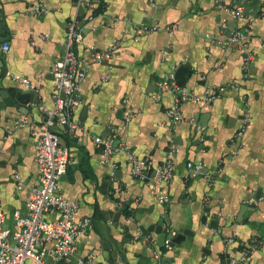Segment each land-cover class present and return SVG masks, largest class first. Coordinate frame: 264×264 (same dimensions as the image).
Here are the masks:
<instances>
[{
    "label": "crops",
    "instance_id": "0c3cea01",
    "mask_svg": "<svg viewBox=\"0 0 264 264\" xmlns=\"http://www.w3.org/2000/svg\"><path fill=\"white\" fill-rule=\"evenodd\" d=\"M39 4L47 13L31 14ZM76 14L73 0H0V210L11 228L15 211L26 214L30 188L38 181L33 125L55 106L51 71L65 53ZM83 17L79 54L90 58L115 40L123 45L109 62L92 63L82 83V104L73 119L83 132L65 139L71 161L60 187L91 226L78 237L74 260L56 264H77L79 258L91 264H220L263 236L264 0L249 2V19L230 21L234 30L252 19L249 77L242 70L244 52L223 45L219 22L227 14L216 0H102ZM135 25L162 30L144 32ZM173 71L177 84L197 95L213 87L226 90L210 103H185L183 121L173 125L167 115L173 94L155 97L156 83ZM8 73L29 79L36 89ZM16 93L25 94L26 106L10 100ZM246 114L249 125L234 141ZM22 119L29 124L17 127ZM112 127L120 129L131 153L155 165L165 162L176 143L173 180L148 184L132 175L127 153L108 157L95 139L108 137ZM189 163L200 168L195 178L187 179ZM159 196L167 200L161 203ZM46 217L53 221L58 215ZM161 221L177 234L186 231V240L161 247L154 229ZM141 229L152 231L144 236ZM234 233L236 242L228 246ZM159 251L162 260L155 258ZM247 264H264V242Z\"/></svg>",
    "mask_w": 264,
    "mask_h": 264
},
{
    "label": "built area",
    "instance_id": "2783aa9c",
    "mask_svg": "<svg viewBox=\"0 0 264 264\" xmlns=\"http://www.w3.org/2000/svg\"><path fill=\"white\" fill-rule=\"evenodd\" d=\"M251 0H234L230 4L226 0H216V4L227 14L219 22L221 35L224 37L225 47H234L244 52L243 73L249 77L254 61V55L249 51L251 41L252 19L247 26L231 30L230 21H239L248 18V7ZM77 14L69 23L67 39L64 43L65 53L55 63L51 75L54 80L53 99L55 106L47 109L39 124L33 125L32 135L37 139L36 160L38 165V181L30 188L29 199L26 204V214L17 210L13 213L14 227L8 226V217L0 210V264H53L72 262L77 253V239L85 234L91 226L90 218H79L80 204L67 199L60 187V180L69 171L71 152L68 146L61 144V139L74 138L83 128L74 121V110L82 104V83L87 78L88 68L92 63H107L120 50L123 45L121 40H115L106 51H95L90 58L78 52V45L83 41L82 20L85 9L92 11L95 6L101 5L102 0H73ZM31 14L40 16L47 10L40 4L30 9ZM90 19L92 17H89ZM134 29L144 32L162 30L158 26L135 25ZM173 31V27L166 28ZM48 38V35L43 37ZM10 45L6 44L2 50L7 52ZM15 82L25 85L28 89H36L31 81L25 77L8 73ZM157 94L160 99L166 92L173 94V103L168 108L167 115L171 124L176 125L183 121L182 106L185 103H210L220 98L225 92L224 87L207 89L204 95H197L188 88L176 82L175 72H171L156 83ZM132 115L126 117L129 122ZM250 122L249 114L243 118V126L237 132L234 141L242 138ZM29 121L22 119L17 127H24ZM95 142L104 149L108 157L118 152H125L132 164V175L148 184L158 185L170 182L174 178V160L180 152L176 143L172 142L168 150L167 159L160 165H155L151 159H141L131 153L130 148L121 138V131L112 127L106 138L97 137ZM111 178H116L117 165L112 164ZM187 179L195 178L200 173V168L193 163L188 164ZM17 179L20 181V178ZM213 177V176H212ZM210 176V178H212ZM21 188V186H19ZM159 202L164 203L166 196H159ZM56 213V220H48L47 215ZM166 239L164 247L171 248L172 240L169 236H177L168 223L163 226ZM237 235L226 239V244L236 242ZM264 235L251 238L244 244L238 254L227 256L220 264H247L252 255L261 247ZM155 258L162 260L164 254L159 251ZM91 260L77 259V264H91Z\"/></svg>",
    "mask_w": 264,
    "mask_h": 264
},
{
    "label": "water",
    "instance_id": "95a60500",
    "mask_svg": "<svg viewBox=\"0 0 264 264\" xmlns=\"http://www.w3.org/2000/svg\"><path fill=\"white\" fill-rule=\"evenodd\" d=\"M5 97L9 98L8 97V94H3ZM10 100L12 102H15V100H17L20 105H23V106H26V104H28L27 102H25V94L23 93H16V95L14 96V98H10ZM33 104H36L35 102H32ZM61 144L63 146H67V143L65 141V139H61ZM205 222V220H204ZM163 226H164V222L161 221L159 223V225L155 226L154 229L156 230L157 234H158V242H159V245L161 247L164 246V242H165V239H166V234L164 233V230H163ZM142 230V233L144 234V236H149V233L152 231V229L150 230H145V229H141ZM187 232L186 231H183V232H180L179 234H177V236H169V238L172 240V243H171V247H175L176 245H179L181 244L183 241L186 240V237H187Z\"/></svg>",
    "mask_w": 264,
    "mask_h": 264
},
{
    "label": "trees",
    "instance_id": "16d2710c",
    "mask_svg": "<svg viewBox=\"0 0 264 264\" xmlns=\"http://www.w3.org/2000/svg\"><path fill=\"white\" fill-rule=\"evenodd\" d=\"M103 6V5H102Z\"/></svg>",
    "mask_w": 264,
    "mask_h": 264
}]
</instances>
